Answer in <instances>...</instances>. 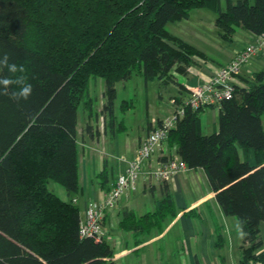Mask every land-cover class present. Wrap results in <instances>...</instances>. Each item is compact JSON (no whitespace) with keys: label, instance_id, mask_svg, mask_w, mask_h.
<instances>
[{"label":"trees","instance_id":"1","mask_svg":"<svg viewBox=\"0 0 264 264\" xmlns=\"http://www.w3.org/2000/svg\"><path fill=\"white\" fill-rule=\"evenodd\" d=\"M195 8L217 13L219 34L233 40L238 26L264 33V0H0V56L23 66L33 88L27 101L0 95V264H118L106 239L82 237L77 126L81 104L89 107L91 78L105 80L103 114L116 120V84L138 74L160 85L191 91L173 71L187 74L207 54L169 32L167 24L189 17ZM123 108L130 105L125 101ZM170 130L169 143L189 168H203L224 212L235 216L244 235L243 258L264 259V70L242 77L231 98L217 106L193 108ZM217 108L218 130L205 134L202 113ZM161 121V120H160ZM159 121V122H160ZM88 132H96L87 124ZM252 149L255 163L241 157ZM60 184L68 199L48 187ZM168 188V184H166ZM170 191L155 212L139 218L126 211L130 227H160L174 215Z\"/></svg>","mask_w":264,"mask_h":264},{"label":"crops","instance_id":"2","mask_svg":"<svg viewBox=\"0 0 264 264\" xmlns=\"http://www.w3.org/2000/svg\"><path fill=\"white\" fill-rule=\"evenodd\" d=\"M194 10H199V20L202 21L199 22L203 23L207 15L209 25L215 26L217 13H209L205 8L193 9L189 17L182 20H187L186 22L189 23ZM169 24L171 23L167 24L169 32L191 43L186 32L173 29ZM198 24L195 23L199 29L195 32L196 35L208 40L209 35L200 30ZM253 34L249 35V43L256 40L257 35ZM241 49L243 48H231L223 53L220 61L211 58L205 50L209 61L196 59L187 74L177 71H173V74L184 87L182 90L187 92V85H197L207 81L221 65L228 63ZM253 57L255 58L252 62L249 61L247 65L241 67L240 73L235 76V83H242L243 76L264 70V49ZM93 78L94 84L90 80L88 87L89 98L92 100V114L87 105L81 104L77 126L81 188L76 198L78 205L82 207V216L91 201L104 200L106 193L115 185L117 176L126 170L128 161L135 156L141 141L161 119L174 112L172 97L181 93L180 85L169 83L167 87L173 86L170 96L172 110L157 115L153 120L148 118L142 131L136 137L129 138L124 120L118 123L116 117V120L109 124L108 119L105 118L103 114L105 80L102 77ZM128 80L117 82V97L119 83ZM98 85L101 99L95 105L92 88ZM88 123L94 126L96 132L86 131L85 127ZM202 126L205 134H210V126L213 132L218 130L216 108H205L202 113ZM167 152L169 154L177 152V145L169 143ZM162 154V150H158L152 157V164L162 159ZM241 157L247 158L251 163L256 161L252 149L241 151ZM56 188L61 198L68 199L61 185ZM168 190L175 207L174 215L167 214L164 220L159 222L160 227L153 225L149 228L136 229L129 226L131 220L125 218L126 211H132L137 218L155 212ZM103 225L105 239L114 248L113 259L118 264H240L243 258L245 243L244 235H240L241 230L243 231L241 223L237 217L224 212L203 168L188 167L185 171H180L172 178L163 181L139 179L134 189L124 192L113 208L105 210ZM260 229L264 242V222L261 223ZM262 251L264 244L257 253Z\"/></svg>","mask_w":264,"mask_h":264},{"label":"built area","instance_id":"3","mask_svg":"<svg viewBox=\"0 0 264 264\" xmlns=\"http://www.w3.org/2000/svg\"><path fill=\"white\" fill-rule=\"evenodd\" d=\"M262 49H264V33L257 35L253 43L237 51L236 55L228 63L221 65L210 79L197 85H187L191 96L185 103L176 105L174 112L161 119L141 141L135 156L128 161L126 170L117 176L115 185L106 193L104 200L91 201L88 204L80 221L82 237L105 239L103 225L105 210L113 208L124 192L134 189L139 179L168 180L176 173L188 169L186 162L177 152L172 154L167 152L170 130L184 115L185 105L193 108L217 106L222 100L231 98L235 89V76L240 73L244 63ZM172 102L174 103L173 100ZM158 150H162L163 158L152 164V157ZM73 201L77 202V198L74 197ZM248 264H264V259L251 258Z\"/></svg>","mask_w":264,"mask_h":264},{"label":"rangeland","instance_id":"4","mask_svg":"<svg viewBox=\"0 0 264 264\" xmlns=\"http://www.w3.org/2000/svg\"><path fill=\"white\" fill-rule=\"evenodd\" d=\"M223 5L226 6V0H223ZM205 9L209 13L214 12L216 14V12L211 9ZM198 11L199 10L193 11V16L189 23L186 22L187 20H178L174 21V24L170 22L171 24H169V26L173 29L186 32L187 36L191 40V43L203 51L206 50L205 52H208L207 54L211 56V58L220 61L223 53L227 52L231 48H245L250 44L248 38L250 34H253V32L250 30L238 26L233 36V40H226L219 34L216 24L215 26L209 25V19L207 15H205V20L203 23H201L202 21L199 20L200 14ZM195 23L201 24H198V26L200 27V30H202L206 35H209L208 40L207 38L204 39L196 35L195 32L199 29ZM192 30L195 31L192 32ZM203 48H205V50ZM254 58L255 57L252 56L249 61L252 62ZM248 62L244 63V65H247ZM98 79H100V77H98ZM94 81V78H92V84H94ZM146 83H148V85H146ZM118 87L119 93L116 99L115 116L118 118V123L124 120L125 125H127L126 133L129 135V138L136 137L142 131L143 126L146 125L148 118L153 120L157 115L166 114V112L172 110L170 96L172 95L171 93L173 86H162L157 79L146 81L140 75H133V77L127 82H120ZM92 96L94 104L97 105L101 99L99 85L96 88H92ZM125 101L130 102V105L123 108V104L127 105ZM211 127L212 126H210L209 129L210 133L213 132ZM240 151L243 150L240 149ZM59 185L60 184L51 181L49 182L48 187L51 191L55 192L59 196L56 188L59 187ZM82 214L83 210L81 207V215Z\"/></svg>","mask_w":264,"mask_h":264},{"label":"clouds","instance_id":"5","mask_svg":"<svg viewBox=\"0 0 264 264\" xmlns=\"http://www.w3.org/2000/svg\"><path fill=\"white\" fill-rule=\"evenodd\" d=\"M7 68L9 73H16L17 71L23 72V66H18L14 62H10V56L7 53L0 56V73ZM17 86L18 90L10 94V98L17 103L21 100L27 101L32 95L33 88L30 83H26V78L24 76H17L16 78H9L0 75V95H9L10 86ZM239 227V226H238ZM240 235L243 236L245 233L241 230Z\"/></svg>","mask_w":264,"mask_h":264}]
</instances>
